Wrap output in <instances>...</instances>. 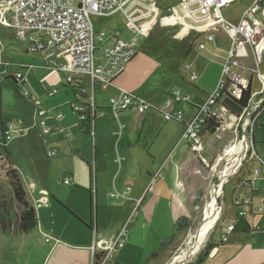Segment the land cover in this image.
Here are the masks:
<instances>
[{
	"label": "rangeland",
	"instance_id": "rangeland-1",
	"mask_svg": "<svg viewBox=\"0 0 264 264\" xmlns=\"http://www.w3.org/2000/svg\"><path fill=\"white\" fill-rule=\"evenodd\" d=\"M153 1H155L161 11L167 6L177 4L176 0ZM246 2H248V0H237L225 6L221 10L223 19L225 21L238 20L241 8L245 6ZM101 23V30L107 33H109L112 28L125 30L124 19L120 14L111 17V19H101ZM93 25L95 28L96 24L94 22ZM177 30V28L166 29L161 27L159 23L156 24L149 33L148 38L144 40L146 44L143 47V51H151V53H154V56L163 61L161 70H179L178 75L173 78L175 83L170 84L166 89L172 88L173 90L178 89L180 91L188 89L192 99L196 98V102L200 103L202 99H206V94L209 92V88L212 85H215L216 88L221 74V61L230 43L223 34H218L216 46L213 43L207 42L204 36H198L195 33H191L188 37H178L179 39H171L172 36L166 35V31L175 33ZM193 43L195 44L193 45ZM200 44L204 45V50L198 49V45ZM95 48V57L99 59L102 54L99 50V43L97 41H95ZM189 48L191 51L186 56V52ZM0 63L4 66L3 70H7V75L20 71L21 67H32L33 71L32 74H29L30 77L27 78L26 86L30 91L32 90L33 97L40 100V102L43 98H47V87L50 89L49 91L55 88L61 91L62 86H66L64 76L53 69H49L47 71L48 74L41 80L34 78L35 72L44 66V62L42 59L38 58L37 55L28 54L26 51V44L21 40L15 39L9 30L3 28H0ZM191 63L194 64L193 70L197 74V80L195 81H190V76L187 77L188 79H182V75L187 74L184 71L185 65ZM246 71L245 78L251 80L252 86L254 87L253 91L260 90L261 84L257 77V73L264 76V55L259 70ZM22 91L26 92L27 90L23 88ZM66 91L68 93L70 92L69 89H66ZM103 100L106 105H108L105 108L109 109V97H103ZM89 101L92 102L91 96ZM182 109L185 114L191 111L184 105ZM34 111L32 104L23 98L20 92L16 91V84L12 79L8 78L0 81V122L5 121L10 129V145H12L11 147L13 149L11 162H13L16 167H19L18 169L20 170H18V173H20L23 186H25L27 191L29 188L34 191V194H32L34 198L31 200V203L38 219L36 228L30 234L24 235L18 232L16 220L20 208L14 200L9 186L7 172L10 169L7 166L6 157L3 151L0 150V214L7 226L5 230L0 227V264L39 263L43 258L46 247L48 248L54 244V238L61 243L73 242V228L77 227L81 222L74 212L68 208L69 206L74 207L78 211H84L87 217L90 213L89 196L87 192L89 187L88 168L84 164L85 160L78 158V156L81 155L87 158V155L92 152L94 144H90L94 141V134L93 136L91 134L90 136H86L79 132L74 116L70 112L68 106L60 108L59 111L63 115V119L57 124L63 121L70 125L66 128L69 138L59 134L54 130L55 126L51 125L50 128L52 131L50 133H44V130L39 126L37 119L34 117ZM104 115L109 116L110 113L104 112ZM169 124H175L181 128L179 122L175 120L169 121ZM235 125L236 122L234 123L233 120L225 118L221 130L213 135L204 134L201 136L202 150L200 152H192L190 148L187 147L189 150L187 160L190 170L184 172V175L181 177V181H183L185 186L184 189H186L189 195V213L187 217L181 220L178 219L179 221L173 219L169 220L170 218L165 210V203L162 199L155 208V214L151 216V222L145 220L143 216H141L138 221V226L142 227L140 231L143 234V241L151 242V250L154 248H156V250L160 249L165 241L174 236L171 241L164 245L162 254L160 258L156 260L155 264H170L173 258L186 248L188 236L197 230L201 222L203 207L207 201L210 189L218 184L219 172L223 168L224 162L219 161V159L224 157V152L230 145L242 141L243 135L245 136L243 141L247 143V150L235 173L232 174L221 187V195L218 199L220 208L219 218L197 252L183 264L196 263L206 246L212 241H218L217 238L220 236L223 226L235 217L236 209L233 204L234 200L242 199L246 193L249 194L246 179L252 172L251 170L259 167L257 156L254 151L260 152L261 158L264 159V144L262 143V141H264V119L260 122V127L256 129V125L253 128V132L250 122L244 129V132H242L239 127L236 128ZM252 136L256 149L251 148L250 141ZM65 142L72 143L74 151L77 153L80 152V154L77 156L70 155L67 156L68 158L61 159L60 162H62V165H60V167L56 164L57 156H52L53 158L44 157L43 149H45L46 152L50 149L54 152L53 149L58 147L56 145L65 144ZM164 147V139L159 138L153 149L159 152L163 151ZM175 151H178L177 147L173 150L169 160L173 156H179L180 151L174 154ZM24 153H31L29 154L32 159L31 163L28 161L29 156H26ZM45 160H47V162ZM63 169H68L69 172L75 173L77 183L80 179V184L83 186L81 187L76 183L74 187L62 185L60 183V178L63 176V174H61V171H64ZM156 174H159L162 178H156ZM156 174L151 178V196L153 195L154 184L157 181L163 180L166 176V173L162 171L156 172ZM167 180L168 179H166V181ZM44 183L47 184L49 189L43 186ZM257 189L261 191L264 190L262 182L257 184ZM49 191L61 197L63 206L57 204L56 201L50 197ZM93 193V188H91L92 215L95 204ZM251 193L252 192H250V194ZM37 196H44V198H47L49 202L48 206H52L53 204L56 208V212H46L45 207L39 209L41 207L36 203ZM261 197H254L252 202L253 208L260 207L258 198ZM110 202L119 203L118 200H111ZM152 208L153 205H151V210ZM239 210L248 211L247 208L243 207ZM135 217L136 215L132 214L123 228L121 230L119 229V235H123L124 239L131 229L132 224L136 221ZM94 218L93 215V219ZM249 218L252 224L256 222L255 218ZM95 219L102 221L103 217L97 214ZM105 222L104 226L108 233L118 229L121 225V219L114 218L110 215H106ZM41 226L46 228L45 233L52 238L51 243L46 244L42 235H39L38 231ZM51 230L56 234H53ZM162 237L163 241H160L159 239ZM122 246L123 245H119L117 250H121ZM132 253L133 251L128 253L127 250H124L121 254V259L126 258V261H130V259H132Z\"/></svg>",
	"mask_w": 264,
	"mask_h": 264
},
{
	"label": "built area",
	"instance_id": "built-area-1",
	"mask_svg": "<svg viewBox=\"0 0 264 264\" xmlns=\"http://www.w3.org/2000/svg\"><path fill=\"white\" fill-rule=\"evenodd\" d=\"M176 1V5L167 6L161 11L153 0H0V28L9 30L15 39L23 41L28 54L37 55L42 59L44 66L40 70L53 69L64 76L66 84L76 91L78 103L74 107V114L80 123L87 125L92 136L93 119L102 117L104 113L95 109L93 97L90 104H82L85 84L89 82L92 94L95 86L101 89L112 86L113 81L136 57L139 41L147 37L156 24L159 23L165 28H177L178 37H188L191 33L204 36L207 42L215 46L218 34L222 33L230 46L221 61L220 79L216 88L200 106L196 107L193 114L187 115L182 109L183 105L190 103L191 96L178 89L171 90L169 97L159 107L123 89H118V94L109 98V111L114 117L126 110L144 114L157 109L165 122L175 120L183 124L180 144L198 153L202 150L201 132L210 120L219 123L216 132L221 130L225 118L236 122L235 127H239L242 132L250 122L253 132L257 120L264 111V76L260 73H257V77L261 88L251 92L249 102L240 115L231 114L222 105L226 97L235 100L241 98L250 81L245 78L246 70H259L263 62L264 0H255L237 22L225 21L221 14V10L234 0ZM117 14L123 17L130 38L124 40L119 37L118 32L110 33L108 39L111 44L102 50L101 57L97 59L92 20L94 17L107 19ZM104 36L103 32L100 33L99 40ZM198 49L204 50L205 47L200 44ZM3 67L0 63V81L7 77V70H3ZM32 69L21 67L20 71L11 76L19 89L26 83L24 70L28 72ZM192 70V64L185 65L184 71L190 74L191 81H195L197 76ZM22 92H20L22 97L28 100L35 110L39 126L44 133H48L45 127L48 112L29 92ZM55 92L56 90L52 89L48 94L52 96ZM53 118L59 121L61 114H54ZM244 137L243 135V139ZM3 139L7 143L10 141V129L3 135L0 134V144ZM46 155L52 157L55 152H47ZM257 161L259 167L251 170L246 179L249 194L246 193L242 199L233 202L238 217L246 218L248 211L239 209L249 208L252 194L257 191V184L262 182L264 185V163L260 158ZM155 177L162 178L159 174ZM60 183L67 187L72 186L71 176H62ZM130 189L127 186L123 192L109 194V198L123 200ZM47 203V198H42L38 205ZM250 212L261 219L264 218V193L260 198V207ZM232 229L233 219L223 226L218 241L224 242ZM51 239L49 236L44 237L45 243ZM124 243L123 235H119L111 242L94 241L90 247V264H97L98 260L99 264H104L112 252Z\"/></svg>",
	"mask_w": 264,
	"mask_h": 264
},
{
	"label": "crops",
	"instance_id": "crops-1",
	"mask_svg": "<svg viewBox=\"0 0 264 264\" xmlns=\"http://www.w3.org/2000/svg\"><path fill=\"white\" fill-rule=\"evenodd\" d=\"M235 1L237 0H234L233 2ZM254 1L255 0H248L245 6L241 8L239 19ZM101 19L104 18L94 17L92 20L96 24V27L94 28L95 41L99 43V50L101 52L104 48L111 44L108 37L112 32H118L119 37L124 40H128L130 38V32L126 28L125 30L112 28L109 33L101 30ZM238 20L229 22H237ZM172 28L173 27H168L166 29ZM102 32L105 36L102 40H99V35ZM166 33V35L172 36L171 39H179L177 32L173 33L166 31ZM148 36L139 41L140 47L136 57L125 67L123 73L113 81L112 86L107 87L106 89H101L99 86H95V90L92 94L91 86L89 82L86 81L87 83L85 84L86 86L83 93L84 96L82 104H90L89 100L91 96L93 97V104L97 111L110 113L109 109L105 108L108 105H106L103 97L110 98L111 96L118 94V89H123L136 95L137 97L151 101L155 107H159V105L168 97L169 92L173 90L172 88H166H168L170 84L175 83L173 78L178 75L179 70H161L163 67V61L154 56V53H151V51H143V47L146 44V41L144 40H146ZM191 64L194 68V64ZM32 71L33 70L27 72L24 70L23 75L26 78V82L27 78L30 77L29 74H32ZM47 71L48 70H37L34 78L41 80L48 74ZM192 71L194 72V70ZM13 74H8L5 79ZM182 76V79L185 80L188 79L187 77H189L190 74L187 73ZM26 84L27 83H25L23 88L26 89L33 97L32 90L30 91ZM214 88L215 85H212L209 88L206 98L214 90ZM22 89L18 88V90H20L19 92H22ZM66 89H69L70 92L68 93ZM46 90L47 98H43L41 101V107L48 112V118L45 120V127L48 129V133H50L52 131L50 127L55 126L54 130L66 137V128L70 125L63 121L57 124L63 119V115L59 110L60 108L68 106L76 122V116L74 114V107L78 103L76 91L67 84L66 86H62L61 91L55 88L56 92L52 96L48 94L50 92L48 87ZM181 92L188 93L191 96L188 89H184ZM40 96L43 97L42 95ZM195 99H192L191 96L190 103L184 105L191 110L187 112V115L193 114L196 107L200 106L205 100L204 98L199 103L196 102ZM54 114H61V119L59 121L55 120L53 118ZM34 117L39 123V118L36 117L35 111ZM263 119L264 111L258 119L256 129L260 127V122ZM3 122L6 128L9 129L6 122ZM179 124L181 125V128L175 124L165 122L161 113L157 109L149 110L144 114H137L133 110H126L121 112L116 117L112 116L111 113L109 116L103 115L99 118L96 117L94 121V141H92V143L90 142V145L94 144L92 152L87 155V158L82 157L81 155L78 156V158L85 160L84 164L88 168L89 187L87 192L90 205L89 216L87 217V214L84 211H78L74 207L68 205V208L74 212L76 217L81 222L77 227L73 228V242L61 243L53 237L55 239L53 245L48 248L45 245H42L46 247V250L42 260L37 264H90V247L93 242L97 240H104L107 242L115 240L118 237L120 230L132 214L136 215V221L132 224L131 229L127 233L122 249H116L112 252L110 258L105 261L104 264H144L152 254H157L160 250L159 259L162 254L161 248L158 250H156V248L151 250V242L143 241V234L140 231V228L142 227L138 226V221L141 216H143L145 220L151 222V216L155 214V208L158 205V202L162 199L164 200L163 202L165 203V210L170 218L169 220H181L187 217L189 213V195L186 189H184L185 186L183 181H181V177L184 175V172L190 170L187 160L189 150L186 145H180V139L184 126L181 123ZM76 126L82 135L90 136L87 133L86 125L79 127L76 122ZM60 130H63V132H60ZM66 138H69V135ZM159 138L164 139L165 147L163 151L158 152L154 150L153 147ZM262 143L264 144V141H262ZM11 146L12 145H10L9 141L6 147L11 157H13V149ZM56 146L58 147L53 149L55 152L53 157L57 156L56 164L59 165V167L62 165V162H60L61 159L68 158L67 156L70 155L77 156L80 154V152L77 153L74 151L73 144L70 142H65V144H58ZM176 147L178 151H175L174 154L180 151L179 156H173L169 160V157ZM254 149H256L255 142ZM43 152L44 157L48 158L46 154L47 152H52V150L50 149L46 152L45 149H43ZM254 153L257 156V159L260 158L264 163V159L261 158L260 152L258 153L255 150ZM24 154L29 156L28 161L31 163L32 159L29 155L31 153ZM45 161L47 162V160ZM18 168L19 167H16L13 164V169H15L17 173L18 170H20ZM63 170L64 171H61L63 176L69 175L72 178V186L70 187H74L75 183L79 184L81 187L83 186L80 184V179L77 183L75 173L69 172L68 169ZM159 171L165 172L166 176L163 180L157 181L154 184L153 195L151 196V178ZM18 175L20 176V173H18ZM166 179L168 180L166 181ZM43 186L49 189L46 183H44ZM126 186L131 188L126 198L118 200L119 203H111L110 201L114 200L109 198V194L123 192ZM23 187L26 199L33 207L31 200L34 198L32 195L34 194V191H32L31 188L27 191L25 186ZM90 188H93L94 191L93 196L95 202V213H93V215L96 218V215L100 214L103 217L102 221H99V219L96 220L95 218L93 219ZM263 193L264 192L259 189H257L256 192H253L251 197V206L247 208L248 215L245 219L253 229V232L249 234L229 233L226 235L224 242H210L202 251L196 264H264V219H261L259 216L250 212L254 209L252 205L254 197H261L263 196ZM49 194L57 204L63 206L61 203L63 200L60 196L53 194L50 191ZM36 198V203H38L42 198H44V196H37ZM258 200L260 201V198H258ZM48 204L49 202L46 205H39L41 207L39 209L45 207L46 212L55 213L56 208L54 205L52 204V206H48ZM151 205H153L152 210ZM106 215L121 219L120 227L113 232L108 233L104 226L106 223ZM236 215L237 211L235 217ZM249 217L255 218L256 222L252 224ZM45 230L46 228L44 226L39 227L38 233L39 235L41 234L43 238L47 236ZM51 232L56 234L53 230H51ZM159 240L163 241V237ZM51 241L52 239L46 244L51 243ZM167 241H169V239ZM167 241L164 243L167 244ZM124 250H127L128 253L133 251L131 257L132 259H130V261H126V258L121 259V254ZM153 263L155 264L156 261ZM97 264H99V260L97 261Z\"/></svg>",
	"mask_w": 264,
	"mask_h": 264
},
{
	"label": "trees",
	"instance_id": "trees-1",
	"mask_svg": "<svg viewBox=\"0 0 264 264\" xmlns=\"http://www.w3.org/2000/svg\"><path fill=\"white\" fill-rule=\"evenodd\" d=\"M190 48L186 52V56L190 52ZM13 80V82L16 84L14 78L11 76L8 77ZM6 78V79H8ZM254 87L252 86L251 80L249 81L247 89L243 92L241 98L239 100H235L230 97H226L223 101V106L225 107L226 110H228L231 114L238 116L241 114L242 110L247 106L251 92L253 91ZM16 91L19 92L18 86L16 85ZM95 119H93V122ZM77 125L79 127L85 126V124L80 123L77 118H76ZM219 127V123L215 120H210L209 123L203 128L201 132V136L204 134L208 135H213L216 133L217 128ZM87 128V133L89 134L88 127ZM94 131V127L92 128ZM8 129L6 128L5 124L3 121L0 122V134H4ZM90 135V134H89ZM7 142L3 139L0 144V150L3 151L5 157H6V162L7 166L9 167L10 170L7 172V177L9 178V186L12 191V195L14 200L17 202L19 205L20 211L17 216L16 220V228L20 234H30L37 226V217H36V212L35 209L28 203L26 199V194L24 191V187L22 184V180L20 176L18 175L17 171L13 169V163L10 160V153L7 150ZM264 219V218H262ZM0 227L5 230L7 228L6 224L4 223V219L0 214ZM253 232V229L249 225L248 221L245 218L238 217L236 216L233 219V229L230 232L231 234H249ZM174 238L169 239L171 241ZM167 241V243L169 242ZM165 243L161 245V250L164 247ZM207 247V246H206ZM160 252H157V254L152 255L144 264H152L154 261H156L160 255ZM196 264V263H195Z\"/></svg>",
	"mask_w": 264,
	"mask_h": 264
},
{
	"label": "bare ground",
	"instance_id": "bare-ground-1",
	"mask_svg": "<svg viewBox=\"0 0 264 264\" xmlns=\"http://www.w3.org/2000/svg\"><path fill=\"white\" fill-rule=\"evenodd\" d=\"M246 150L247 143L245 141L232 144L225 150L224 157L219 159V161L224 162L223 168L219 172L218 184L210 189L207 201L203 207L201 222L197 230L188 236L186 248L181 249V253L175 256L170 264H183L197 252L204 242L220 215L218 199L221 195V187L235 173Z\"/></svg>",
	"mask_w": 264,
	"mask_h": 264
},
{
	"label": "water",
	"instance_id": "water-1",
	"mask_svg": "<svg viewBox=\"0 0 264 264\" xmlns=\"http://www.w3.org/2000/svg\"><path fill=\"white\" fill-rule=\"evenodd\" d=\"M243 141V140H242ZM250 143H251V148H253L254 149V140H253V136L251 137V141H250ZM90 193H91V188H90ZM91 204H92V202H91ZM93 213H95V204H94V212Z\"/></svg>",
	"mask_w": 264,
	"mask_h": 264
}]
</instances>
